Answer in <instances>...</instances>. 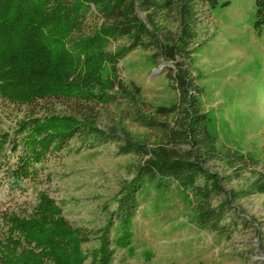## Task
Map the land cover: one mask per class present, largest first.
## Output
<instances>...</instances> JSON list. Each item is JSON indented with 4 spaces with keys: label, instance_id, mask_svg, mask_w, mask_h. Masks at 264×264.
<instances>
[{
    "label": "trees",
    "instance_id": "trees-1",
    "mask_svg": "<svg viewBox=\"0 0 264 264\" xmlns=\"http://www.w3.org/2000/svg\"><path fill=\"white\" fill-rule=\"evenodd\" d=\"M255 1L253 27L260 35L264 0ZM218 5V0H0V99L31 109L16 125L24 148L14 176L32 175L33 161L69 146L73 138L89 147L117 141L120 153L139 158L98 248L87 252L84 243L92 234L75 227L62 207L41 192L30 213L4 214L0 264H84L88 257L90 264H111L115 219L117 232L124 234L113 239L125 244L132 218L151 193L176 190L191 196V221L200 230L230 236L238 219L246 220L234 205L241 194L226 189L225 182L244 171L256 172L260 158L220 147L192 70L203 46L198 27L205 7L210 11ZM138 48L152 52L154 65L162 62L177 93L169 104L144 100L140 86L126 85L119 77V61ZM118 101H126L127 118L150 131V138H135L121 124L99 126L100 110ZM9 135H1L0 148ZM250 192L264 193L263 173Z\"/></svg>",
    "mask_w": 264,
    "mask_h": 264
},
{
    "label": "rangeland",
    "instance_id": "rangeland-1",
    "mask_svg": "<svg viewBox=\"0 0 264 264\" xmlns=\"http://www.w3.org/2000/svg\"><path fill=\"white\" fill-rule=\"evenodd\" d=\"M218 1L210 11L205 7L198 27L203 46L192 70L203 88L202 108L211 116L220 147L260 158L256 172L244 171L225 182L226 189L241 194L234 205L247 221L239 218L230 236L200 230L191 221L195 216L191 196L176 190L166 195L151 193L132 218L125 244L113 239L124 234L117 232L115 219L111 264H264V193H246L258 174L264 175V31L259 35L253 27L255 0ZM226 1L228 5L223 6ZM151 53L142 48L130 52L119 61V77L126 85L140 86L144 100L169 104L177 93L162 62L150 61ZM109 71L107 66L105 73ZM127 108L126 101H118L100 110L99 126L121 124L135 138H150V131L127 118ZM30 111L27 105L0 99V137L10 134L0 148V228L4 214L30 213L44 192L62 207L69 222L92 234L84 243V249L92 252L100 246L99 235L139 158L120 153L117 141L89 147L73 138L69 146L33 161L32 175L17 179L14 169L24 145L16 125ZM213 168L230 172L221 164ZM90 262L88 257L84 264Z\"/></svg>",
    "mask_w": 264,
    "mask_h": 264
},
{
    "label": "water",
    "instance_id": "water-1",
    "mask_svg": "<svg viewBox=\"0 0 264 264\" xmlns=\"http://www.w3.org/2000/svg\"><path fill=\"white\" fill-rule=\"evenodd\" d=\"M161 68H163V66H161Z\"/></svg>",
    "mask_w": 264,
    "mask_h": 264
}]
</instances>
